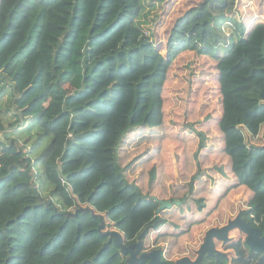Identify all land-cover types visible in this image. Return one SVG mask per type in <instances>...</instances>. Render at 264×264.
I'll return each mask as SVG.
<instances>
[{
  "label": "trees",
  "instance_id": "obj_1",
  "mask_svg": "<svg viewBox=\"0 0 264 264\" xmlns=\"http://www.w3.org/2000/svg\"><path fill=\"white\" fill-rule=\"evenodd\" d=\"M150 1L0 0V114L11 115L0 122V264H117L121 249L100 233V217L70 213L81 204L127 245L149 226L143 251L161 249V264L187 252L195 260L198 237L235 212L264 232V21L246 29L239 0H201L163 47L137 26ZM172 74L186 82L182 113L196 119L200 142L170 116ZM195 83L216 97L214 110L212 98L189 109ZM56 95L71 118L62 151L40 126ZM16 132L34 138L31 148ZM167 199L181 204L157 215ZM230 237L216 240L223 253L206 264H264L244 233Z\"/></svg>",
  "mask_w": 264,
  "mask_h": 264
},
{
  "label": "rangeland",
  "instance_id": "obj_2",
  "mask_svg": "<svg viewBox=\"0 0 264 264\" xmlns=\"http://www.w3.org/2000/svg\"><path fill=\"white\" fill-rule=\"evenodd\" d=\"M201 0H170L164 2V0H155L147 2L143 6V10L137 19V26L142 29L146 36L150 40H154L155 42H162L163 47L166 46V38L168 37L169 30H171L172 26L174 25L175 21L183 15V13L192 5H194L196 2H199ZM236 16L239 18V20L242 22V27H245L246 29L248 26L253 23L254 21H264V0H239L238 10ZM223 32H227V30L222 26ZM238 35V32L233 34L232 38L230 40L236 39ZM224 47L222 48L221 55H224ZM200 63H198L199 65ZM179 72V69L176 71V73ZM174 76V80L172 83V88L168 89V93L170 94L171 98V104L169 109L172 110L170 116L174 118L177 122V125L175 127L185 129L186 132H189L192 134L193 137L197 140V142H200L202 136H199L197 133V126H196V119L191 118V114L188 116H183L182 113V100L181 97L185 96L188 92L186 89V82L182 79V77L176 74H172V78ZM206 84H209L211 86H216L214 81L207 80ZM191 101L189 105V109L196 107L197 109L201 108V105L209 108V98L211 99V93L207 91L205 87H202V83L198 84L195 83L192 85V91L190 94ZM6 99V97H4ZM55 103L53 108L47 113L43 121L41 122L40 126L48 130L49 133L56 137V149L58 151H62L64 147L68 144L69 141V127H70V115L64 110L63 104H64V97L63 95H56L54 97ZM213 106L210 108L211 110H214V108L217 107L218 100L216 97L214 99L212 98ZM11 118V115L7 113L6 114H0V122H3L5 126H8V122L6 118ZM198 120L201 121L202 117L199 116ZM2 131L0 134L3 136ZM31 134H33L34 137L38 134L36 128H32L29 131ZM13 137L20 138L22 141L28 140V148H31V143L34 140V138H29L26 132H16L12 134ZM169 157L173 154L172 152L175 150V147L172 145H169ZM36 154V152L34 153ZM33 154V158H35ZM172 163H173V170L172 172L176 176L175 182H178V175H179V167L177 165L176 157L172 156ZM156 174V168L153 169V171L150 173V181L151 178ZM131 176H139L135 174H131ZM40 186H41V194L43 197V200L46 203L51 202L53 200L52 197H54V194H52V187H50V184L44 183V178L41 177L38 179ZM44 183V184H43ZM172 191V190H171ZM246 199V195L243 193L236 194L234 197V201L236 202L237 211L240 209V207L244 206V200ZM171 200V199H170ZM174 200V199H172ZM177 200V199H176ZM80 208H88L86 205H80L75 206L70 210V213H76ZM238 213L235 212L234 215H237ZM231 215L229 214L225 220L224 223H226ZM160 222L167 221L165 218H161L159 220ZM174 224L173 222H171ZM223 223V224H224ZM210 229V228H209ZM110 230H113L110 228ZM208 231V230H207ZM206 236V235H205ZM205 237L203 235L198 237L199 247L204 242ZM183 256H190V252H187V254ZM182 256V257H183ZM180 257V258H182ZM180 258L174 257L172 260L177 261ZM129 256L124 255L121 253V260L117 264H125L128 262ZM195 259V258H194ZM208 259V258H207ZM210 264H212V260L208 261Z\"/></svg>",
  "mask_w": 264,
  "mask_h": 264
},
{
  "label": "water",
  "instance_id": "obj_3",
  "mask_svg": "<svg viewBox=\"0 0 264 264\" xmlns=\"http://www.w3.org/2000/svg\"><path fill=\"white\" fill-rule=\"evenodd\" d=\"M212 0H204L205 3H210ZM62 173V170H61ZM66 179L67 177L64 176ZM160 206L157 210V215L167 209H171L175 205L179 206L181 204L180 200H159ZM79 211H90L93 215L100 217L102 223L99 227L100 233L102 235L108 236L109 241H113L116 246L121 249L122 254L128 255L129 264H144L145 260H148L147 264H161L163 251L157 249L151 252H144V239L149 233L150 227H146L145 230L140 234L139 240L136 243L127 245L124 241L123 234L116 229L103 231L105 228L104 216L102 214H96L93 208H80ZM160 221H157L153 227L157 228ZM238 229L246 235V244L252 250L258 252H264V232L262 229L252 226L241 213H238L234 219L228 220V222L219 227H211L206 232L205 240L201 244L200 248L197 250L196 259L193 260L189 256H183L179 260L171 264H206L204 262V257H214L217 259L222 251L217 248L216 240L222 241L226 244L231 240L230 232L232 230Z\"/></svg>",
  "mask_w": 264,
  "mask_h": 264
},
{
  "label": "flooded vegetation",
  "instance_id": "obj_4",
  "mask_svg": "<svg viewBox=\"0 0 264 264\" xmlns=\"http://www.w3.org/2000/svg\"><path fill=\"white\" fill-rule=\"evenodd\" d=\"M238 213H241V212H238ZM236 216H237V215H236ZM236 216H235V217H236ZM232 219H234V218H232ZM230 220H231V219H230ZM249 223H250V222H249ZM189 257H190V256H189ZM190 258H191V257H190ZM205 258H209V257H206V256H205L204 259H205ZM211 258H214V257H211ZM191 259H192V258H191Z\"/></svg>",
  "mask_w": 264,
  "mask_h": 264
}]
</instances>
